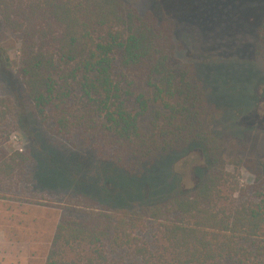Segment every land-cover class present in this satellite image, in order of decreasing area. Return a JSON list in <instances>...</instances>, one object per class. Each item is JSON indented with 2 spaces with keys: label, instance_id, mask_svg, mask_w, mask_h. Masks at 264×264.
<instances>
[{
  "label": "trees",
  "instance_id": "obj_1",
  "mask_svg": "<svg viewBox=\"0 0 264 264\" xmlns=\"http://www.w3.org/2000/svg\"><path fill=\"white\" fill-rule=\"evenodd\" d=\"M262 2L256 55L264 61ZM0 23L18 35L17 75L40 123L57 136L96 140L105 163L92 181L106 179L109 168L145 184L147 170L159 175L160 163L197 149L208 166L192 191L152 204L118 206L102 197H77L85 217L60 222L46 264H66V249L74 245L93 247L103 263L106 249L131 248L140 264H264L263 167L255 160L234 161L256 180L248 188L251 197L230 204L226 190L245 189L227 172L224 141L212 129L217 105L196 68L180 61L185 48L177 46L173 20L142 14L125 0H0ZM212 71L218 72L205 74ZM14 110L13 99L0 96V124ZM29 162L20 152L2 156L0 185L28 179ZM75 172L81 168L68 171L73 181ZM153 224L166 255L141 242L140 233Z\"/></svg>",
  "mask_w": 264,
  "mask_h": 264
},
{
  "label": "rangeland",
  "instance_id": "obj_2",
  "mask_svg": "<svg viewBox=\"0 0 264 264\" xmlns=\"http://www.w3.org/2000/svg\"><path fill=\"white\" fill-rule=\"evenodd\" d=\"M125 1L142 14L154 12L175 22L177 46L185 48L179 52L180 61L196 68L215 101L219 115L212 129L224 141L227 172L237 176L245 189V194L226 190L225 197L234 205L251 197L248 188L256 177L234 161L255 160L264 170V61L256 55L257 12L263 0ZM0 55V96L12 98L15 104L14 112L0 124V158L15 152L30 157L28 179L0 185V264H46L60 222L85 217L86 210L76 199L81 195L102 197L110 205L141 206L188 193L203 180L208 166L204 152L197 149L167 160L163 167L160 163L159 175L147 170L141 175L148 178L145 184L121 178L109 168L106 179L92 181L105 163L95 151L96 140L57 136L40 123L17 75L18 35L1 23ZM213 68L218 72L205 74ZM77 168L80 174L88 173L84 181L78 172V182L68 175ZM158 229L150 225L139 237L142 244L166 255ZM93 249L89 245L67 248L66 264H87L89 259L101 264L141 263L131 248L106 249V263L98 260Z\"/></svg>",
  "mask_w": 264,
  "mask_h": 264
}]
</instances>
